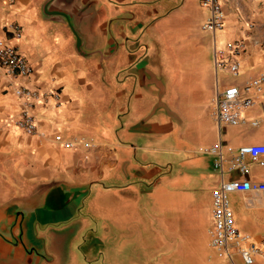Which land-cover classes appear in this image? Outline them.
Returning <instances> with one entry per match:
<instances>
[{"label":"crops","instance_id":"crops-1","mask_svg":"<svg viewBox=\"0 0 264 264\" xmlns=\"http://www.w3.org/2000/svg\"><path fill=\"white\" fill-rule=\"evenodd\" d=\"M165 1L149 0L133 8L131 0H109L111 6H102L91 22L92 0H0V35L31 67L26 78L0 69V171L11 190L6 198L0 195V224H7L0 241L55 264H229L203 251L210 248L212 224H204L200 208L208 207L211 215V192L221 180L212 158L201 153L209 146L193 152L204 163L186 159L213 172L202 176L198 195L172 193L186 175L172 174L179 158L169 155L159 169L164 160L152 155L155 143L179 137L163 103L169 92L162 90V79L155 74V57L165 46L152 45L156 33L149 30L154 25H146L150 17L168 12ZM222 9L224 27L215 34L216 41L244 44L234 82L264 75V0H222ZM77 16L86 21L84 26L93 23L81 39L71 27ZM206 17L205 12L200 22ZM5 24L19 26L20 36L14 30L3 32ZM211 35V47L195 58L197 86L212 78L216 82ZM17 86L58 96L34 105L37 134L28 135L10 123L21 109L13 92ZM182 90L191 92L193 87L182 83ZM214 95L215 87L206 113L215 123L210 113ZM254 108L246 118L259 117L261 108ZM239 127L262 129L251 144H264V125ZM56 136L84 139L91 148H63L55 143ZM238 177L225 174L223 179ZM248 177L264 182V167L250 164ZM228 198L231 208L237 201L264 212V193H233ZM232 211L237 228L264 251V237L244 231L246 223Z\"/></svg>","mask_w":264,"mask_h":264},{"label":"rangeland","instance_id":"rangeland-1","mask_svg":"<svg viewBox=\"0 0 264 264\" xmlns=\"http://www.w3.org/2000/svg\"><path fill=\"white\" fill-rule=\"evenodd\" d=\"M92 1H97L96 5L93 4V2L89 3L90 10H95V13H92L91 15L90 20L92 18L91 22H95L94 17L97 15L96 11L102 6L108 8V6L111 5H109V0ZM131 1H133L132 3H135L131 5L133 8L135 6H140L143 3H150L147 2L149 0ZM199 1L200 0H178V3L177 0H171L170 4L167 0L165 2L170 7L168 8V12L157 17H150L146 22V25H154L155 30H149L151 34L156 33L155 38L152 39L154 40V44L152 45L157 49H162L163 47L159 45L163 42L165 46L162 53L155 57V74L158 75L159 81L162 79V90L169 92L168 94H165V98L163 97V103L167 106L169 113L171 114H168V119L173 126L174 134L179 136L177 137L178 140L169 137L163 144L155 143V150L152 152V155L155 159L160 158L164 160L163 164H160L159 169H162L165 166V160L169 155H172L175 159H180H177L178 162H181L180 166H173L172 174L185 173L186 175L185 177H182V179H179L175 187H172L173 190L171 192L176 194L196 193V195H198L202 192L203 188L199 187L201 186L199 185V181L203 185L202 176L204 175V177H208L209 174L213 176V172H211L210 168H206L205 166L199 168V166L194 165V167L190 165L188 161L193 163L192 160H196L198 164L204 163L202 161L204 158L195 155L193 152L199 147L217 144L219 137L216 123H214L206 113L207 98L212 94L214 87L216 88L215 79L212 78L209 82L206 81L198 86L195 85L196 55H201L204 48L209 49L212 42V35L201 30L200 19L204 16L206 11L200 7ZM157 2L159 3L160 1ZM177 3L178 5L175 8L174 5ZM85 24L86 21L84 19L80 20L78 16L71 21V27L75 31V34L78 35L79 39L83 38L82 33L84 28H93V23H91L90 26H84ZM146 33L147 32H145V34ZM236 78L238 77L219 73L218 85L220 88L236 86L239 89H242L247 81L236 83L234 82V79ZM182 83L192 85L193 90L191 92L188 90L183 92ZM196 86L199 89H197ZM254 109H250L249 111ZM257 112L260 116L261 111L257 110ZM260 132H262V129L222 127L221 140L225 157L228 159L230 158L226 153L227 147L235 148L241 145L251 144L255 137L259 136L258 133ZM252 134L255 135L251 137L250 135ZM149 145L152 146V144ZM176 147L177 149L182 150L180 154L171 152ZM186 159L188 161H186ZM206 163L208 162L206 161ZM4 174L0 171V195L6 198L11 190L6 186L8 183ZM198 178L201 180H198ZM1 196L0 203L4 200L1 199L3 198ZM180 196L178 198H180ZM231 205L236 213H240L243 224L246 223L243 227L244 231H247L252 235L264 237V212L259 213L260 211L247 209L242 203L237 201L233 202ZM200 209H202L201 212L204 211V224L211 225L212 220L209 208L202 206ZM188 213H190V211ZM180 215L182 216V213ZM171 229L174 230L172 226ZM178 239L179 245L182 247V230H179ZM203 251L207 256L213 255V257H215L214 251L209 247L204 248ZM235 263L241 264V261L235 259Z\"/></svg>","mask_w":264,"mask_h":264},{"label":"built area","instance_id":"built-area-1","mask_svg":"<svg viewBox=\"0 0 264 264\" xmlns=\"http://www.w3.org/2000/svg\"><path fill=\"white\" fill-rule=\"evenodd\" d=\"M200 6L206 11L207 17L201 23V30L214 35L212 60L216 73L215 95L212 100L210 113L219 133L217 144L202 148L201 153L212 158V169L221 180L212 190L211 220L208 230L209 246L217 258L226 260L229 264H236V257L241 264H264V251L249 234L241 232L234 219L230 206L229 195L233 193H264V182L251 181L248 177L250 164L264 167V144H247L237 148H226L230 158H226L221 140L222 127H239L248 124L253 128L264 125V75L248 80L242 89L236 86L220 88L218 74L224 73L232 77L240 75V55L243 52L242 42L218 43L215 34L224 27V12L222 0H200ZM3 32L14 30L18 38L19 26L5 24ZM0 69L9 76L26 78L31 73V67L25 58L20 56L0 35ZM21 105L17 118H11L10 123L28 135L37 134V123L33 113L34 105L42 98L58 99L53 92L43 96L22 86L13 90ZM42 96V97H41ZM259 106L261 115L258 118H246L247 112ZM56 144L63 148L73 149L81 146L91 148V144L84 140L64 141L60 136L54 138ZM238 173V178L224 180L225 174Z\"/></svg>","mask_w":264,"mask_h":264},{"label":"water","instance_id":"water-1","mask_svg":"<svg viewBox=\"0 0 264 264\" xmlns=\"http://www.w3.org/2000/svg\"><path fill=\"white\" fill-rule=\"evenodd\" d=\"M1 210V208H0ZM0 232L7 233V224L1 223ZM0 264H55L26 249H14L0 241Z\"/></svg>","mask_w":264,"mask_h":264},{"label":"trees","instance_id":"trees-1","mask_svg":"<svg viewBox=\"0 0 264 264\" xmlns=\"http://www.w3.org/2000/svg\"><path fill=\"white\" fill-rule=\"evenodd\" d=\"M199 4H200V1H199ZM201 7V6H200ZM202 8V7H201Z\"/></svg>","mask_w":264,"mask_h":264}]
</instances>
